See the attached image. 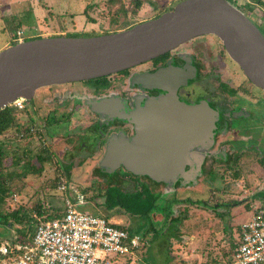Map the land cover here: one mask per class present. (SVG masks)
Wrapping results in <instances>:
<instances>
[{"label":"rangeland","instance_id":"1","mask_svg":"<svg viewBox=\"0 0 264 264\" xmlns=\"http://www.w3.org/2000/svg\"><path fill=\"white\" fill-rule=\"evenodd\" d=\"M178 1L145 0L137 13L133 14L134 0H0V51L11 44L19 29L25 31L26 38L67 32L102 33L115 29L121 21L138 23L153 18L165 7L175 5ZM251 5L254 9L248 7V3L240 4L239 7L245 6L243 10L264 30V3L254 2ZM121 7L128 9L127 13L121 10ZM191 44L195 45L199 56L207 60L206 71L212 73L217 72L218 69L221 79L238 85L235 70L229 66L225 67V64H222V67L219 65L217 56L222 50V42L218 37L213 34L198 36L183 44L181 48L186 46L190 48L188 45ZM213 81L214 84L217 82ZM63 87V92L70 91L79 95L87 91V87L81 83L67 84ZM48 89V87L40 88L35 95L36 99L26 104L27 110L24 107L18 110L25 125H36L40 134L38 133L26 147L23 142L13 141L7 145V149L19 157L20 153L26 150L25 148L31 149L32 154H37L40 149L49 150L52 160L45 163L41 173L28 172L25 176L14 174L12 182L14 192L7 197L4 212L12 215L20 208L19 218H24L23 222L19 220L13 222L9 218L12 221V225L9 226L1 224L0 240L10 237L18 229L21 231L27 229L29 227L27 221L38 215L36 206L39 203L42 209H46L47 213L45 212L44 215L48 216L53 210L62 209L65 195L73 193L75 195L80 192L87 201L84 206H79L81 209L107 217L113 223L136 228L135 232L146 234L145 245H149L145 246L143 251L142 248L134 254L111 255L118 264H215L225 259L223 251H230L231 254L232 248L226 226H231L236 242L239 237L238 225L250 220L252 209L245 203L236 207L223 205L219 210L231 209L230 215L225 213L220 217L216 213L217 209L187 199L190 197L193 200H206L214 204L224 199H239L241 193L246 192L243 189L251 187L249 178L247 182H241L244 186L241 189L240 181L233 176L232 171H226L222 180V166H217L216 174L207 175L200 184L192 187L171 189L159 184L155 185L146 178H138L139 182L135 183L125 180L124 185L120 183L122 186L119 183H111L106 176L98 173L97 158H86L83 152L72 155L69 150L71 139H77V134L82 132L79 126L85 127V123L90 119L89 113L86 110L82 111V107L68 96H65L66 101L61 106H58L55 99L52 103L42 102L43 97L52 96L48 93ZM53 107L58 109L54 116ZM55 116L60 118L62 123H56ZM255 145L264 149V143ZM8 158L10 157H6L3 161V165L8 167L5 168L7 171L23 170L25 166L23 160L13 163L9 162ZM32 161L36 163V158H32ZM128 173L115 172L111 178L123 181V175ZM57 179L60 180L57 188L44 187L45 182L53 184ZM62 183L66 184L65 191L59 188ZM141 183L152 186L156 193H160L156 202L162 207L168 202V198L177 196L180 200L172 203L170 208H167V212L157 209L155 212L152 211L149 217L133 214L121 206H108V193L114 196V199L109 197L111 203L116 204L124 194L131 192V189L142 186ZM166 188L175 190V193L166 192ZM134 203V200L126 199L127 206H134ZM175 213L180 215L177 219L173 218Z\"/></svg>","mask_w":264,"mask_h":264},{"label":"water","instance_id":"2","mask_svg":"<svg viewBox=\"0 0 264 264\" xmlns=\"http://www.w3.org/2000/svg\"><path fill=\"white\" fill-rule=\"evenodd\" d=\"M216 35L245 75L264 91V32L230 0H180L172 9L129 28L98 35H48L10 44L0 51V109L17 98L33 99L40 88L84 81L150 61L191 39ZM192 68L168 64L131 76L132 85L161 88L144 105L125 110L117 99H90L95 111L130 120L134 134L112 135L99 162L111 183L119 168L173 187L196 182L203 157L199 148L213 141L217 111L206 99L189 103L178 88ZM110 177V178H109Z\"/></svg>","mask_w":264,"mask_h":264},{"label":"flooded vegetation","instance_id":"3","mask_svg":"<svg viewBox=\"0 0 264 264\" xmlns=\"http://www.w3.org/2000/svg\"><path fill=\"white\" fill-rule=\"evenodd\" d=\"M243 8L246 7L244 6ZM258 25L262 29L260 24ZM262 31L264 32L263 29ZM182 45L166 52V56L162 59H152L144 62L128 69L127 73L118 72L107 75L100 80L75 81L47 86L49 88L48 93L52 94V96L43 97L41 101L52 103L55 99L58 106H61L66 101L65 96H68L72 97L75 103L82 107V111L86 110L89 113L90 119L85 123V127L79 126L82 128L80 130L82 132L77 134V139H71L69 150L72 155L83 152L86 158H97L98 173L100 174L99 162L106 152L109 138L119 133L130 138L134 134L135 126L130 120L116 116L110 117L103 111L93 110L87 101L90 99L98 101L103 98H113L117 99L125 110L130 111L139 102L140 105H144L149 96H158L167 92L158 87L144 88L132 85L131 76L133 74L154 71L168 64L186 66L187 68L189 66L192 68V74L188 77L187 83L178 88V94L180 98L185 99L189 103L206 99L210 106L217 111L213 128V141L207 146H201L202 149L199 148L204 159L198 171V182L191 181L186 184L177 182L173 187L163 183H156L155 185L159 184L171 189L192 187L198 183L200 184L207 175L216 174L217 166H222V180L226 171H232V174H237L235 178L239 179V185L242 186L241 189L244 188L241 182H247V178H249L251 187L243 189L246 192L241 193L239 200L243 203L260 202L261 205H264V149H260L255 145L264 143V91L253 84L245 75L241 67L228 55L223 43L217 60L221 67L222 64H225V67L229 66L235 70V76L239 81L238 85H233L221 79L218 69L217 72L212 73L206 71L208 70L207 60L199 56L195 45H188L190 48L187 46L181 48ZM213 80L217 82L214 84ZM78 83L86 86L87 91L85 90L80 95L75 92L62 91L63 86ZM34 99H36V96L32 100ZM54 109L53 116L58 110L56 107H53L52 110ZM56 123L60 124L62 122ZM125 171V169L119 168L116 172ZM126 172L128 173L129 171ZM123 176L124 181L129 180L132 182L138 178L150 180L142 176L136 178L137 175H131L130 172ZM166 192L175 193V190L167 189Z\"/></svg>","mask_w":264,"mask_h":264},{"label":"built area","instance_id":"4","mask_svg":"<svg viewBox=\"0 0 264 264\" xmlns=\"http://www.w3.org/2000/svg\"><path fill=\"white\" fill-rule=\"evenodd\" d=\"M236 5L253 4L251 0H232ZM15 40L26 39L19 29ZM25 99L13 104L22 109ZM59 188L66 190V184ZM87 203L77 192L65 195L64 213L52 219L35 215V228L30 241H0V264H118L112 254H134L143 239L130 233L106 217L81 209ZM215 264H264V205L255 209L253 217L240 226V237L230 259Z\"/></svg>","mask_w":264,"mask_h":264},{"label":"trees","instance_id":"5","mask_svg":"<svg viewBox=\"0 0 264 264\" xmlns=\"http://www.w3.org/2000/svg\"><path fill=\"white\" fill-rule=\"evenodd\" d=\"M144 1L145 0H134V3H135L134 7L135 8L132 9L133 14L137 13L138 9L142 6L143 3H145ZM230 1H232V0H230ZM173 5L174 4L165 7L163 10H161L154 17H157L161 13L172 9ZM121 10H123L127 13L126 10H128V9L121 7ZM134 24H136V23H129L127 21H121L118 23V25H117V27H115V29L107 30V31L102 32V33L67 32V33H65V35H73V36L98 35V34H103V33H108V32H112V31H117V30L129 28ZM41 36L42 35L29 36L26 39H32V38H37V37H41ZM17 42H18L17 40L13 39L11 44H14ZM166 54L167 53L162 54V55H160L154 59L155 60L162 59L164 56H166ZM127 72H128V69L123 70L120 73H127ZM104 77H106V76L93 78V79L94 80H100L101 78H104ZM93 79H89V80H93ZM28 102L31 103V102H33V100L32 99L25 100L24 108L26 110H27L26 104ZM18 110H19L18 107L15 106L14 104L8 105V106L0 109V225L3 224V225H8V226L12 225V221L14 222L15 220H19V221L23 222V218H24V217L22 219L19 218L20 208L16 212L12 213V215L4 212V206L6 205V199H7V197L11 196L12 193L14 192V189H12V182L14 180V174H16L18 176H22V175L25 176L28 172H30L31 174H35L36 172L41 173L45 163L52 160V154L49 150L40 149V151L37 154H32L31 149L25 148L26 150L23 151V153H20V157H19V156H16V153H13L9 149H7V145L12 143L13 141L23 142L25 147H26L29 145V143H31L33 141V139L39 133V128L36 125H34V124L25 125V122L22 120L20 114L18 113ZM55 122H61L60 118L55 117ZM42 123H40V126L42 125ZM6 157H10V158H8L9 162L12 161L13 163H15L17 160H23V163L25 164L23 170L22 171H15V170L7 171L5 168H8V167L3 165V161ZM32 158H36V163H34L32 161ZM66 171H67V169H66ZM198 175H199V173H198ZM233 176L236 177L237 174L233 173ZM196 181L198 182V176H197ZM135 182H139L138 179H136V181L135 180L132 181V183H135ZM59 183H60L59 179H57L55 181V183H53V184L45 182L44 187L45 188H49V187L57 188ZM141 184H142V186H140L139 188H136L133 190L131 189V192H128L126 195L124 194L123 198H121V200L117 201L116 204L111 203L112 200H110L109 197L114 199V196L112 197L110 195L111 193H108L107 194V200H109L108 206H112V207L113 206H119V207L121 206L122 208H125L126 210L132 212L133 214H139L140 216H148L149 217L150 213L152 211L155 212V210H157V209L165 210L167 212V208H170V205L172 203L180 200L175 195L176 197L168 198L167 199L168 202L162 207L159 204H157V202H156V200L160 196V193H156L155 189L150 185H147L145 183H141ZM119 185L122 186L121 184H119ZM110 189H112V188L110 187ZM126 199L134 200V202H135L134 206H130V207L127 206L126 205ZM187 200L192 201L196 204H201V205L205 204V207H211V208L213 207V209H215V210L217 209L216 213H218L220 215V217H223L225 213L230 215L229 212L231 210V209L230 210L228 209V211H223L221 209L219 210L220 206L233 205L234 207H236V206L243 203L241 200L236 199V198L224 199V201L216 202L215 204L212 202L206 201V200H204V201L203 200H193L190 197ZM195 201H198V202H195ZM36 208H37V210H36L37 214L40 215L43 219L57 218V217L62 216L64 213V206L59 211L53 210L51 213H49L48 216L44 215V213L46 212V209L45 208L42 209L41 203H39L38 206H36ZM175 215H176V213H175ZM175 215H173V218L176 217V219L178 218L177 216H180V215H176V216ZM9 218H11L12 221H10ZM107 219H109V218H107ZM30 221H31V223H30ZM30 221H27L29 223V227L27 229H25L24 231H21L20 229H18V232L21 235L20 237H22V238L26 237L30 232L33 231L34 226H33L32 221H36L35 217L34 218L31 217ZM116 225L119 227L126 228L130 233H137V234L141 235L144 243L142 244L140 249H137L138 251L141 250L142 248H143L142 249V251H143L145 246L148 247L149 244L145 245L146 234L144 232H142V233L141 232H135L136 228L124 226L121 223H116ZM226 230L228 233L227 237H229V239H230V244H231V248L233 251V248L236 245V242L234 240V233H232V229H231L230 225L226 226ZM158 232H159V230H158ZM1 235H2V232H1ZM232 251H231V254H230V251H223V255H224L225 259L231 258Z\"/></svg>","mask_w":264,"mask_h":264},{"label":"crops","instance_id":"6","mask_svg":"<svg viewBox=\"0 0 264 264\" xmlns=\"http://www.w3.org/2000/svg\"><path fill=\"white\" fill-rule=\"evenodd\" d=\"M251 1H253V3L255 2V3H264V0H251ZM246 5V4H245ZM248 7H252V5L250 4L249 5V3H248ZM253 8V7H252ZM254 9V8H253ZM249 16H250V14H248ZM253 19V18H252ZM254 20V19H253ZM256 22V21H255ZM245 204H247V206L249 207V208H251L252 209V216H251V218L253 217V214H254V211H255V209L257 208V207H259V206H262L261 205V203L260 202H251V203H245ZM250 218V219H251ZM248 221V220H247ZM34 222V224H33V226H34V228H35V221H32V223ZM245 222V221H244ZM243 223V222H242ZM241 223V224H242ZM241 224H239L238 226H239V232H238V236L240 237V226H241ZM34 232V229H33V231L32 232H30L26 237H20L21 235H20V233L18 232V231H16V232H14L10 237H8V238H3V239H1L0 241H4V240H9V239H21V240H23V241H30L31 240V235H32V233ZM239 237H238V239H239ZM237 242V241H236ZM224 260V259H223Z\"/></svg>","mask_w":264,"mask_h":264}]
</instances>
